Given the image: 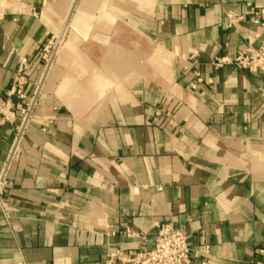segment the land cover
Wrapping results in <instances>:
<instances>
[{"label": "crops", "instance_id": "crops-1", "mask_svg": "<svg viewBox=\"0 0 264 264\" xmlns=\"http://www.w3.org/2000/svg\"><path fill=\"white\" fill-rule=\"evenodd\" d=\"M74 2L0 0V180ZM261 9L78 0L0 187V264H104L164 223L188 264H264V74L214 66L260 46Z\"/></svg>", "mask_w": 264, "mask_h": 264}, {"label": "built area", "instance_id": "built-area-1", "mask_svg": "<svg viewBox=\"0 0 264 264\" xmlns=\"http://www.w3.org/2000/svg\"><path fill=\"white\" fill-rule=\"evenodd\" d=\"M264 19V9L255 14L253 23L262 25ZM244 21L243 16H228L224 23L225 29H233L237 24ZM50 49L47 48L43 54V59L49 61ZM198 61L192 60V65L197 66ZM225 64L234 65L240 70L250 74H264V40L258 47L247 46L244 50L238 52L233 60L218 58L214 66L216 69L223 67ZM28 65L25 60H21L19 76L17 77L14 93L23 97V89L26 85V72ZM197 76H199L197 74ZM195 88V85H191ZM0 113L6 120H10L12 113L9 105L0 106ZM158 235L155 240V247L152 250L142 247L130 254L120 256L117 259L116 254L110 255L104 264H188L192 257L189 237L183 232L175 229L172 224L164 223L157 225ZM131 236H136L131 234ZM264 255V247L260 250Z\"/></svg>", "mask_w": 264, "mask_h": 264}, {"label": "water", "instance_id": "water-1", "mask_svg": "<svg viewBox=\"0 0 264 264\" xmlns=\"http://www.w3.org/2000/svg\"><path fill=\"white\" fill-rule=\"evenodd\" d=\"M77 3H78V0H75L74 5H73V7H72V10H71V12H70V14H69V17H68L67 21H66V24H65L64 30H63V32H62V34H61V36H60V38H59V40H58V42H57V45H56V47H55V49H54V51H53V54H52V56H51V59H50L48 65H47L46 72H45V74H44V76H43V79H42V81H41V84H40V87H39L38 92H37V94H36V97H35V99H34L32 105H31V108H30V110H29V112H28V115H27V117H26V119H25V122H24V124H23V126H22L21 132H20V134H19V137H18L17 143L15 144V147H14L13 153H12V155H11V157H10V160H9V162H8V165H7L6 169H5V172H4V174H3V176H2V178H1V180H0V187H1L2 183H3V180H4V177H5V174H6V172H7V169H8V167H9V164H10V162H11V159H12L14 153H15V150H16L18 144H19V141H20V139H21V137H22V134H23V132H24V130H25V128H26V125H27V123H28V120H29V118H30V116H31L32 110H33V108H34V106H35V104H36V101H37L38 95H39V93H40V91H41V89H42V86H43V84H44V81H45V79H46V77H47V75H48V72H49V70H50V68H51V65H52V63H53V61H54L55 55H56V53H57V51H58V49H59V46H60L61 41H62V38H63V36H64V34H65V31H66V29H67V27H68V25H69V22H70V20H71V17H72V15H73V13H74V11H75V9H76Z\"/></svg>", "mask_w": 264, "mask_h": 264}, {"label": "rangeland", "instance_id": "rangeland-1", "mask_svg": "<svg viewBox=\"0 0 264 264\" xmlns=\"http://www.w3.org/2000/svg\"><path fill=\"white\" fill-rule=\"evenodd\" d=\"M52 54H53V50H52V49H50V54H49V61H50V59H51V56H52Z\"/></svg>", "mask_w": 264, "mask_h": 264}]
</instances>
